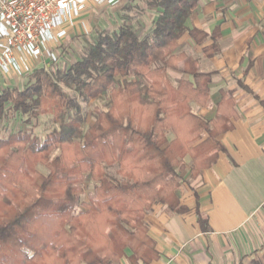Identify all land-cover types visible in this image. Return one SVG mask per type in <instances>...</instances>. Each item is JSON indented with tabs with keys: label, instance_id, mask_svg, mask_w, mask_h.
Returning <instances> with one entry per match:
<instances>
[{
	"label": "trees",
	"instance_id": "trees-1",
	"mask_svg": "<svg viewBox=\"0 0 264 264\" xmlns=\"http://www.w3.org/2000/svg\"><path fill=\"white\" fill-rule=\"evenodd\" d=\"M199 1H148L157 15L146 31L126 22L99 31L75 62L54 74L36 68L22 88L0 90V111L50 112L58 125L42 141L26 130L0 138V264H111L127 250L131 264L159 257L145 213L154 202L185 210L176 194L183 157L192 176L210 166L221 148L215 137L233 114L224 92L215 119L191 111V100L206 102L210 73L192 71L194 80L177 86L166 78V67L182 58L173 54L179 37H207L185 24ZM217 51L215 41L205 49ZM97 96H107L108 107L84 131L80 102ZM113 165L119 178L107 172ZM84 181L94 198L82 202ZM197 218L207 230L206 217Z\"/></svg>",
	"mask_w": 264,
	"mask_h": 264
},
{
	"label": "crops",
	"instance_id": "crops-1",
	"mask_svg": "<svg viewBox=\"0 0 264 264\" xmlns=\"http://www.w3.org/2000/svg\"><path fill=\"white\" fill-rule=\"evenodd\" d=\"M91 3L97 10L110 6L88 2L80 16L88 31L96 15L87 9ZM185 24L207 37H179L173 54L182 58L166 67L167 80L177 86L179 80L193 81L192 71L210 73L208 98L204 104L191 100V111L215 119L224 92L233 114L230 127L215 137L221 148L210 166L192 176L191 158L183 157L176 194L185 210L154 202L145 213L159 254L148 264H264V0H200ZM214 41L218 51L208 56L205 49ZM207 136L203 131L199 141ZM197 212L206 217L207 230ZM128 253L111 264H131Z\"/></svg>",
	"mask_w": 264,
	"mask_h": 264
},
{
	"label": "built area",
	"instance_id": "built-area-1",
	"mask_svg": "<svg viewBox=\"0 0 264 264\" xmlns=\"http://www.w3.org/2000/svg\"><path fill=\"white\" fill-rule=\"evenodd\" d=\"M122 0H0V80L36 68L52 69L67 38L87 34L81 14L88 2Z\"/></svg>",
	"mask_w": 264,
	"mask_h": 264
},
{
	"label": "rangeland",
	"instance_id": "rangeland-1",
	"mask_svg": "<svg viewBox=\"0 0 264 264\" xmlns=\"http://www.w3.org/2000/svg\"><path fill=\"white\" fill-rule=\"evenodd\" d=\"M151 0H122L118 5H110L108 8L97 10L94 4H90L88 10H96L95 19L89 33L84 35H78L66 39L61 47L59 60L50 69L49 73L54 74L56 70L61 69L64 65H69L75 62L82 54L83 49L86 47L89 41L93 40L95 34L99 31L112 32L122 22L132 24L134 27L139 26V32L146 31L153 19L156 17L157 12L155 8H152L147 3ZM93 8V9H92ZM88 10L83 15L88 14ZM33 78L30 73L24 74L19 77L10 78L7 82L0 83V90L9 87L22 88L29 83ZM107 96H97L89 99L88 101H81L83 123L82 129L85 131L95 120L99 111L105 110L108 107ZM57 124L52 121V113H41L37 116L20 115L18 112H13L8 106H5L0 111V138L7 137L8 134L17 130L32 131L33 135L40 141H42L46 135L52 130L57 128ZM58 153L55 149L52 153ZM37 171L40 174H46L47 168L43 164L36 166ZM108 174L119 178L116 172V166H110L107 168ZM80 186V201H89L94 198L93 184L92 182H81ZM81 205L77 207L80 208Z\"/></svg>",
	"mask_w": 264,
	"mask_h": 264
}]
</instances>
